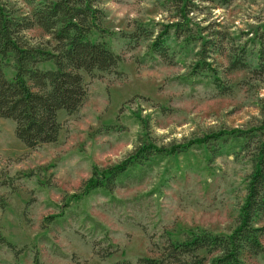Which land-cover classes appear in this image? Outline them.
<instances>
[{"label":"rangeland","instance_id":"374dc122","mask_svg":"<svg viewBox=\"0 0 264 264\" xmlns=\"http://www.w3.org/2000/svg\"><path fill=\"white\" fill-rule=\"evenodd\" d=\"M6 1L19 13L33 9L26 0ZM96 2L105 12V40L122 60L111 71L82 70L88 94L77 112L58 111V140L28 147L16 135V122L0 117V264H34L36 255L40 264H141L142 257L160 256L167 233L184 239L189 228L230 232L237 225L252 171L248 151L215 156L193 148L153 156L109 195L86 193L85 183L96 167L121 163L144 142L168 149L264 123V70H254L253 55V38L264 36V0H188L191 26L212 39L206 61L218 83L190 76L198 44L165 59L151 54L155 35L128 40L139 24L156 34L176 21L182 0ZM25 34L36 44L50 38L38 26ZM169 44L180 52L176 41ZM244 49L247 67H232ZM6 75L12 78L14 70ZM91 220L100 222L98 231ZM256 225L264 226V214ZM243 259L264 264V253Z\"/></svg>","mask_w":264,"mask_h":264},{"label":"trees","instance_id":"16d2710c","mask_svg":"<svg viewBox=\"0 0 264 264\" xmlns=\"http://www.w3.org/2000/svg\"><path fill=\"white\" fill-rule=\"evenodd\" d=\"M178 4V18L154 34L139 24L128 40L155 38L151 54L173 59L190 45L201 46L199 58L190 76L207 75L216 83L218 73L206 61L212 39L203 36V29L196 30L189 16L188 0ZM232 0H221L227 5ZM33 6L29 13H19L6 0H0V117L16 122V135L28 147L52 143L58 140L62 124L58 111L69 114L82 106L88 90L82 70L111 71L122 60L105 40L109 30L103 26L105 12L96 0H26ZM40 27L49 36L46 44L30 41L25 31ZM258 49L253 52L258 60L254 70H264V36L253 38ZM178 43L180 52L169 44ZM181 40V41H180ZM251 51V50H250ZM149 55V54H148ZM246 49L240 50L231 60L234 68L247 67ZM53 61L54 68H42L44 62ZM14 75L8 78L6 69ZM187 79V78H186ZM199 148L211 155L251 154L252 171L245 178V199L240 207L237 225L230 232H213L208 229L189 228L184 239H176L167 233L166 244L159 247L160 256L142 257L141 264H253L243 259L264 253L261 236L264 226H257L256 219L264 214V123L248 129L234 128L206 134L184 144L168 149L152 143H142L121 163L107 169L95 168L85 183V192L101 189L109 195L118 184H125L136 168L142 167L150 157L176 154ZM136 173V172H135ZM96 227L100 222L91 220ZM108 257L113 252L102 255ZM34 264H40L36 255Z\"/></svg>","mask_w":264,"mask_h":264}]
</instances>
